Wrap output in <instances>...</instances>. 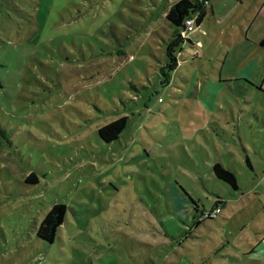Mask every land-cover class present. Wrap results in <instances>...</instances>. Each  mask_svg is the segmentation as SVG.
Here are the masks:
<instances>
[{"label":"rangeland","instance_id":"rangeland-1","mask_svg":"<svg viewBox=\"0 0 264 264\" xmlns=\"http://www.w3.org/2000/svg\"><path fill=\"white\" fill-rule=\"evenodd\" d=\"M173 1L0 0V264H264L244 149L257 166L264 0H209L163 85ZM54 202L48 242L36 229Z\"/></svg>","mask_w":264,"mask_h":264},{"label":"trees","instance_id":"trees-1","mask_svg":"<svg viewBox=\"0 0 264 264\" xmlns=\"http://www.w3.org/2000/svg\"><path fill=\"white\" fill-rule=\"evenodd\" d=\"M208 1L209 0H175L169 5L165 13V19L172 27V30L165 48L166 61L160 67V73H162V79L160 80L161 84L164 85L170 80L172 71L177 67L178 46L180 43H193L188 35L183 34L185 18L192 16L194 17V24L196 26L199 25L206 15ZM259 44L264 46V35L259 40ZM127 118V115H120L98 126V136L107 142L117 139L119 134L125 128ZM211 171L213 176L226 182L233 189H239L235 173L230 168L224 166L221 162L214 161ZM25 181L36 183L38 178L31 172L26 176ZM220 204L221 202L217 200L213 203L210 209L204 210V212L213 209L215 206H220ZM204 212L200 214L201 218H206L203 216ZM65 213V203L54 202L39 222L36 229V235L45 241L51 242L55 237L57 228L63 222Z\"/></svg>","mask_w":264,"mask_h":264},{"label":"crops","instance_id":"crops-1","mask_svg":"<svg viewBox=\"0 0 264 264\" xmlns=\"http://www.w3.org/2000/svg\"><path fill=\"white\" fill-rule=\"evenodd\" d=\"M208 9H210V11L211 12H213V8H212V6L211 5H209L208 6V8H207V11H206V14H207V12H208ZM205 17V16H204ZM203 20V19H202ZM202 22V21H201ZM200 22V23H201ZM261 39V38H260ZM258 44H259V42H258ZM260 45V44H259ZM260 46H262V45H260ZM264 47V46H263ZM259 89H261L260 87H259ZM160 101H162V100H160ZM256 118L258 119V121H259V123L261 124H263V126H264V115L261 117L262 119H261V122H260V118H259V115L257 114L256 115ZM256 132H258L259 133V139H260V141H261V143H263L264 144V130L262 131L261 129L260 130H257ZM237 133H238V138H239V143L243 146V147H245L244 145L245 144H247L245 141H244V139H243V137H242V135H241V133H240V130H237ZM230 139H232L233 141H235V143H236V140L234 139V137L232 136H230ZM226 143H228V140L226 139V141H225V144ZM245 150H246V152H247V154H246V158H245V160H246V164H247V170H248V177L249 178H251L252 179V183H254L255 184V188H254V191L256 192V194L257 195H264V152L263 151H261V150H258L259 151V156H260V160H259V162L257 161L256 162V164H257V166H255V163H253V161L251 160V158L249 157V155H248V152H249V150L248 149H246V148H244ZM215 161H219V162H221L224 166H226V167H228V168H230L234 173H235V175H236V172H235V169L231 166V165H225L220 159H215ZM236 180H237V178H236ZM238 184V183H237ZM239 187V186H238ZM262 206H263V210H264V201H263V203H262ZM260 230L262 231V232H264V225L262 226V227H258V228H256V233L258 234V232H260ZM264 234V233H263ZM257 238H258V240H259V242L262 244V245H264V235H262V234H259L258 236H257Z\"/></svg>","mask_w":264,"mask_h":264},{"label":"built area","instance_id":"built-area-1","mask_svg":"<svg viewBox=\"0 0 264 264\" xmlns=\"http://www.w3.org/2000/svg\"><path fill=\"white\" fill-rule=\"evenodd\" d=\"M184 25L185 28L183 30V34L187 35V31L193 30L194 28V17L192 16H188L185 18L184 21ZM160 99V97H159ZM221 207L220 206H215L213 209L209 210V211H205L203 216L206 218H211V217H215L218 213L221 212Z\"/></svg>","mask_w":264,"mask_h":264}]
</instances>
